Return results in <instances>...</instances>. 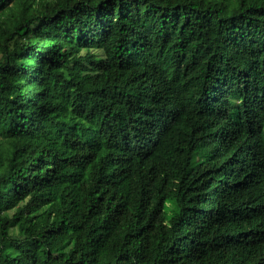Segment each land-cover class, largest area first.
<instances>
[{"label":"trees","instance_id":"16d2710c","mask_svg":"<svg viewBox=\"0 0 264 264\" xmlns=\"http://www.w3.org/2000/svg\"><path fill=\"white\" fill-rule=\"evenodd\" d=\"M0 264H264V0H0Z\"/></svg>","mask_w":264,"mask_h":264},{"label":"bare ground","instance_id":"6f19581e","mask_svg":"<svg viewBox=\"0 0 264 264\" xmlns=\"http://www.w3.org/2000/svg\"><path fill=\"white\" fill-rule=\"evenodd\" d=\"M141 145H142V143H141ZM143 146V145H142ZM145 166V165H144ZM149 168V167H148ZM141 169V168H140ZM144 169V168H143ZM146 169H147V167H146ZM150 169V168H149ZM166 222H167V220H166Z\"/></svg>","mask_w":264,"mask_h":264}]
</instances>
